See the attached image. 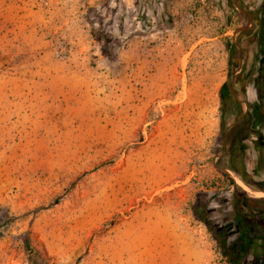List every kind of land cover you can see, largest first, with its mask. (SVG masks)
I'll list each match as a JSON object with an SVG mask.
<instances>
[{
	"label": "rangeland",
	"instance_id": "obj_1",
	"mask_svg": "<svg viewBox=\"0 0 264 264\" xmlns=\"http://www.w3.org/2000/svg\"><path fill=\"white\" fill-rule=\"evenodd\" d=\"M175 1L0 0V264H228L192 209L233 239L231 182L264 198L224 159L259 76L230 64L260 65L264 44ZM227 80L242 113L222 133Z\"/></svg>",
	"mask_w": 264,
	"mask_h": 264
},
{
	"label": "trees",
	"instance_id": "obj_2",
	"mask_svg": "<svg viewBox=\"0 0 264 264\" xmlns=\"http://www.w3.org/2000/svg\"><path fill=\"white\" fill-rule=\"evenodd\" d=\"M262 46L264 44V33L258 40ZM262 48V47H261ZM231 51V50H230ZM261 56L259 76L256 79L255 88L257 94L256 109L246 112L240 124L234 132H228L226 138L227 152L225 155V168L233 172L237 178L247 187L264 188L263 182L253 180L245 167L244 162V141L252 139L254 145L264 146L263 136L256 127L263 122L261 107L264 104V49L259 53ZM230 64V62H229ZM232 64H230V68ZM228 75H231L229 72ZM218 96L220 100V122L219 127L225 133L227 119L235 115H241L242 109L234 99L230 91L229 80L225 81L219 88ZM229 105V109H226ZM233 191L231 193L230 219L236 227V236L229 239L225 230L218 229L211 223L209 210L206 206L193 208V215L206 227L217 242L221 255L228 264H243L244 259L250 258L253 262L264 264V198L249 197L242 188L231 182Z\"/></svg>",
	"mask_w": 264,
	"mask_h": 264
},
{
	"label": "crops",
	"instance_id": "obj_3",
	"mask_svg": "<svg viewBox=\"0 0 264 264\" xmlns=\"http://www.w3.org/2000/svg\"><path fill=\"white\" fill-rule=\"evenodd\" d=\"M192 1L202 2L205 8L204 20L208 28H212L219 23L224 27H228L229 31L226 34L238 32L240 24L248 23V27H252L251 31H247L246 35L241 40H252L259 42L261 32L264 33V0H176L175 3L180 4L191 3ZM263 3V5H262ZM263 7H260V6ZM245 18V22L242 20ZM259 56V53H256ZM260 66H246L242 64L230 68L231 73L239 75L243 73L255 72L258 73ZM247 78H241V83L244 85L245 96L244 101L247 105H255L257 102L256 86L246 84Z\"/></svg>",
	"mask_w": 264,
	"mask_h": 264
},
{
	"label": "flooded vegetation",
	"instance_id": "obj_4",
	"mask_svg": "<svg viewBox=\"0 0 264 264\" xmlns=\"http://www.w3.org/2000/svg\"><path fill=\"white\" fill-rule=\"evenodd\" d=\"M262 5H263V3H262ZM262 5L260 7H263Z\"/></svg>",
	"mask_w": 264,
	"mask_h": 264
},
{
	"label": "bare ground",
	"instance_id": "obj_5",
	"mask_svg": "<svg viewBox=\"0 0 264 264\" xmlns=\"http://www.w3.org/2000/svg\"><path fill=\"white\" fill-rule=\"evenodd\" d=\"M167 180V179H166Z\"/></svg>",
	"mask_w": 264,
	"mask_h": 264
}]
</instances>
